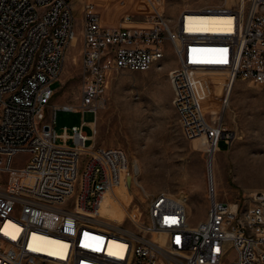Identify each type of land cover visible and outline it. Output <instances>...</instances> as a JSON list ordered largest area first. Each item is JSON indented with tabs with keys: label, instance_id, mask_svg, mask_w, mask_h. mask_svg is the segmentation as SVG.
I'll return each instance as SVG.
<instances>
[{
	"label": "built area",
	"instance_id": "obj_1",
	"mask_svg": "<svg viewBox=\"0 0 264 264\" xmlns=\"http://www.w3.org/2000/svg\"><path fill=\"white\" fill-rule=\"evenodd\" d=\"M227 1L183 8L171 19L150 0L145 21L127 26L106 25L86 2L80 98L59 106L53 84H62L77 38L71 0H0V264H264V190L251 192L248 204L217 197L209 163L232 133L220 117L208 122L191 77L219 71L227 88L238 80L264 87V0ZM210 17L221 22L204 21ZM169 49L180 130L206 147L207 217L191 225L187 196L161 193L146 220L107 224L100 216L105 194L122 180L130 188L134 182L127 155L97 144L96 129L86 132L84 120L59 134L56 111L97 118L114 72L161 67ZM21 153L27 157L17 166Z\"/></svg>",
	"mask_w": 264,
	"mask_h": 264
},
{
	"label": "rangeland",
	"instance_id": "obj_2",
	"mask_svg": "<svg viewBox=\"0 0 264 264\" xmlns=\"http://www.w3.org/2000/svg\"><path fill=\"white\" fill-rule=\"evenodd\" d=\"M96 4L108 26L137 25L151 12L150 0H71L77 23V38L68 48L61 81L53 105L76 104L80 98L81 25L83 6ZM224 0H152L169 18L176 19L183 8L199 9ZM232 1V0H231ZM229 2V1H227ZM129 17V20L127 18ZM130 21V22H129ZM130 23V24H129ZM132 23V24H131ZM177 62L168 52L164 65L147 71L121 70L111 75L106 103L97 116L96 142L123 150L133 174L132 187L121 184L109 197L105 217L113 223L131 225L127 217L146 220L150 201L161 193L176 198L187 196L192 219L199 223L207 217L208 160L204 139H185L172 104L173 89L169 72ZM200 73V74H199ZM194 86L203 112L210 124L220 117L232 133L230 144L218 143L220 151L209 163L214 174L217 197L224 201L245 200L250 193L264 190V87L246 80L233 86L225 108L227 75L219 71L193 73ZM222 115V116H221ZM86 122L85 131L93 134L95 114L65 109L56 111V130ZM26 154L15 157L23 166ZM138 168V172L136 171Z\"/></svg>",
	"mask_w": 264,
	"mask_h": 264
},
{
	"label": "bare ground",
	"instance_id": "obj_3",
	"mask_svg": "<svg viewBox=\"0 0 264 264\" xmlns=\"http://www.w3.org/2000/svg\"><path fill=\"white\" fill-rule=\"evenodd\" d=\"M229 2H230V0H228ZM204 21H210V23H214V24H218V23H220L221 22V18L220 17H210V18H207V19H205ZM193 73H196V72H193ZM193 73L191 74V77H192V80L194 81V79H193ZM200 74V73H199ZM231 91H232V86H230L229 88H228V92H227V94H226V100H225V108L227 107V105H228V103H229V98H230V94H231ZM222 116V115H221ZM203 139V138H202ZM136 171L138 172V168H136ZM132 179H133V176H132ZM121 184V183H120ZM119 184V185H120ZM117 187V186H116ZM116 187L113 189V190H111V191H108L106 194H105V196H104V199H103V202H102V205H101V208H100V216L104 219V222L105 223H113V222H111L110 220H108L106 217H105V215H104V212H105V210H106V208H107V204H108V201H109V197L111 196V194H113L114 192H115V189H116ZM116 224V223H115Z\"/></svg>",
	"mask_w": 264,
	"mask_h": 264
},
{
	"label": "crops",
	"instance_id": "obj_4",
	"mask_svg": "<svg viewBox=\"0 0 264 264\" xmlns=\"http://www.w3.org/2000/svg\"><path fill=\"white\" fill-rule=\"evenodd\" d=\"M178 124H179V122H178ZM86 125H87V124H86ZM91 125H92V128H93V129H96V131H97V118H95V120L91 123ZM85 127H86V126H85ZM179 127H180V125H179ZM187 211H188V216L191 217V219H192L191 208L188 209V207H187ZM201 221H202V220H201ZM190 224H191V225H196L197 223H193V222L190 221Z\"/></svg>",
	"mask_w": 264,
	"mask_h": 264
},
{
	"label": "water",
	"instance_id": "obj_5",
	"mask_svg": "<svg viewBox=\"0 0 264 264\" xmlns=\"http://www.w3.org/2000/svg\"><path fill=\"white\" fill-rule=\"evenodd\" d=\"M47 129V128H46ZM128 183L130 184L131 183V177L129 176L128 177Z\"/></svg>",
	"mask_w": 264,
	"mask_h": 264
}]
</instances>
